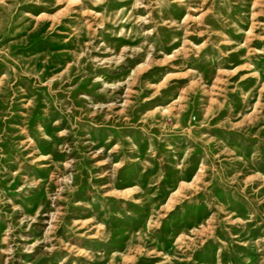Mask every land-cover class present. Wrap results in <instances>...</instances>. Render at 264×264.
Returning a JSON list of instances; mask_svg holds the SVG:
<instances>
[{"label":"rangeland","instance_id":"rangeland-1","mask_svg":"<svg viewBox=\"0 0 264 264\" xmlns=\"http://www.w3.org/2000/svg\"><path fill=\"white\" fill-rule=\"evenodd\" d=\"M0 264H264V0H0Z\"/></svg>","mask_w":264,"mask_h":264}]
</instances>
